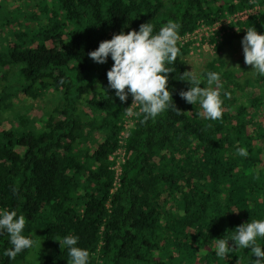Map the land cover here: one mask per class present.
I'll return each instance as SVG.
<instances>
[{"label":"trees","instance_id":"obj_1","mask_svg":"<svg viewBox=\"0 0 264 264\" xmlns=\"http://www.w3.org/2000/svg\"><path fill=\"white\" fill-rule=\"evenodd\" d=\"M252 1L0 0V207L25 216L23 234L33 240L11 260L0 236V264H68L60 245L68 235L79 237L89 264H253L250 249L218 258L214 240L264 220V77L260 93L244 100L234 74L210 63L200 79L204 87L208 71L221 76L215 121L180 96L190 88L181 76L191 50L180 39ZM169 21L180 25L167 84L178 112L137 116L122 142L133 99L122 103L109 88L111 58L101 65L89 53L121 32L150 22L155 33ZM235 26L217 52L241 43L249 27L264 34V14ZM20 97L50 104L32 116L34 108L16 105ZM119 150L117 183L111 158ZM257 243L264 250V238Z\"/></svg>","mask_w":264,"mask_h":264},{"label":"clouds","instance_id":"obj_2","mask_svg":"<svg viewBox=\"0 0 264 264\" xmlns=\"http://www.w3.org/2000/svg\"><path fill=\"white\" fill-rule=\"evenodd\" d=\"M179 29V23L169 21L154 33L153 25L145 23L138 31L114 35L89 53V57L97 64L107 63L109 57L114 62L107 72L108 84L122 103L127 102L131 95L133 103L125 110L126 116H133L132 108L135 105L139 106V112L135 115L143 114L142 122L155 119L169 108L174 107L176 110L167 84L168 74L175 71L173 65L180 53L177 46ZM241 43L245 63L252 66L254 74L264 77V34H259L255 27H249ZM181 80L190 85L189 90L180 92L182 99L192 105L198 103L208 120L215 121L222 117L219 73L208 71L204 87L193 70L185 72ZM236 154L246 158L248 151L240 147ZM25 225V216H18L14 210H0V236L7 235L11 244L4 255L11 260L33 246V240L23 234ZM258 238H264V220H251L237 227L231 238L214 240L215 254L218 258H225L231 251L250 249V256L257 258L253 264H264V250L257 243ZM230 240L233 242L231 247ZM78 242L79 237L74 235L62 239L60 245L67 248L70 257L68 264H89V252L78 247Z\"/></svg>","mask_w":264,"mask_h":264},{"label":"rangeland","instance_id":"obj_3","mask_svg":"<svg viewBox=\"0 0 264 264\" xmlns=\"http://www.w3.org/2000/svg\"><path fill=\"white\" fill-rule=\"evenodd\" d=\"M217 48L214 50L212 43L208 42H203L195 48L191 47L190 54L186 59L189 72L193 70L201 78L208 65L216 61L218 62V68L222 67L223 72L233 73L235 81L245 87L244 91H238L239 97L247 100L256 96V93H260L261 89L256 87L258 75L252 72V66L245 63L242 44L235 41L232 45L223 48L221 52H217ZM46 100L26 101L23 97H20L16 101V105L18 107L23 106L24 109L34 108L29 112H32V116H38L43 109L48 108L50 103ZM29 112L28 114H30ZM166 198L167 196L164 197V200Z\"/></svg>","mask_w":264,"mask_h":264},{"label":"built area","instance_id":"obj_4","mask_svg":"<svg viewBox=\"0 0 264 264\" xmlns=\"http://www.w3.org/2000/svg\"><path fill=\"white\" fill-rule=\"evenodd\" d=\"M264 14V5H261L258 1H252L251 6L235 15H229L222 19L221 21L213 25H202L195 32L188 34L187 36L180 39L182 44H191V47L195 48L197 45L208 42L210 39H214L215 42L212 43V48L215 50L219 47L225 38L227 33L239 32V27L235 26L239 23H246L251 18L258 17ZM139 106L135 105L132 108L133 116L126 117L125 119V130L122 133V142L126 140L129 136L130 131L135 127V118H137V113ZM125 152L119 150L111 160L114 162V172L116 174V182L119 183L122 177V166L125 163ZM0 210L2 208L0 207Z\"/></svg>","mask_w":264,"mask_h":264}]
</instances>
